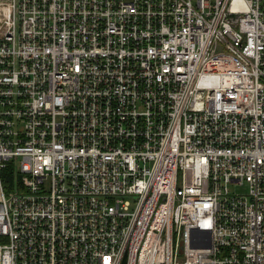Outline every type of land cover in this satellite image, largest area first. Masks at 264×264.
I'll return each instance as SVG.
<instances>
[{"label": "built area", "instance_id": "obj_1", "mask_svg": "<svg viewBox=\"0 0 264 264\" xmlns=\"http://www.w3.org/2000/svg\"><path fill=\"white\" fill-rule=\"evenodd\" d=\"M0 23V264H264V0Z\"/></svg>", "mask_w": 264, "mask_h": 264}, {"label": "rangeland", "instance_id": "obj_2", "mask_svg": "<svg viewBox=\"0 0 264 264\" xmlns=\"http://www.w3.org/2000/svg\"><path fill=\"white\" fill-rule=\"evenodd\" d=\"M1 23H0V27H1ZM230 188L232 190V192H239V193H246L247 192V185L244 186H240V185H235V184H231Z\"/></svg>", "mask_w": 264, "mask_h": 264}, {"label": "trees", "instance_id": "obj_3", "mask_svg": "<svg viewBox=\"0 0 264 264\" xmlns=\"http://www.w3.org/2000/svg\"><path fill=\"white\" fill-rule=\"evenodd\" d=\"M4 176L6 178L4 180V185H5L6 188H9V183L11 182L12 176H13V170H12V168H9L7 170V173L4 174Z\"/></svg>", "mask_w": 264, "mask_h": 264}]
</instances>
